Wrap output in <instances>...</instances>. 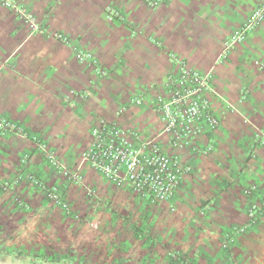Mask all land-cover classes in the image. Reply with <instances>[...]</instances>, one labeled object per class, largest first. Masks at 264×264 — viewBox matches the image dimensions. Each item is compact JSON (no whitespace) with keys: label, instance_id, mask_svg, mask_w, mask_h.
I'll return each mask as SVG.
<instances>
[{"label":"crops","instance_id":"obj_1","mask_svg":"<svg viewBox=\"0 0 264 264\" xmlns=\"http://www.w3.org/2000/svg\"><path fill=\"white\" fill-rule=\"evenodd\" d=\"M15 1L40 31L31 33L0 4V182L19 180L16 193L32 207L42 196L30 175L63 194L69 212L52 202L35 208L45 230L57 233L63 261L170 264L173 253L179 258L171 264H264V212L222 247L223 235L264 199V19L219 59L263 0H168L158 8L139 0ZM79 52L98 67L79 63ZM177 62L211 75L210 104L221 125L197 140L196 152L175 151L185 172L172 199L151 206L88 165L73 184L45 161L37 139L75 171L97 119L151 138L161 128L151 100ZM253 186L258 192L244 195Z\"/></svg>","mask_w":264,"mask_h":264},{"label":"built area","instance_id":"obj_2","mask_svg":"<svg viewBox=\"0 0 264 264\" xmlns=\"http://www.w3.org/2000/svg\"><path fill=\"white\" fill-rule=\"evenodd\" d=\"M139 1L149 8H158L168 0ZM0 4L15 12L31 33L40 31L34 16L19 7L15 0H0ZM263 19L264 0L253 10L248 21L224 42L219 59H224L229 51L243 43L247 32L259 26ZM54 37L61 43H68L62 35L54 34ZM75 57L79 63L87 62L90 66L98 67L97 60L89 54L79 52ZM170 59L174 60L173 55H170ZM98 75L105 76L106 73L99 70ZM163 90V94L151 100V109L161 128L149 139H143L133 130L121 129L113 121L97 119L90 129L88 145L79 156L78 168L73 172H67L53 152L39 139L36 140L37 149L51 168L62 171L73 184L81 182L79 169L88 165L115 186L130 188L147 204L157 206L164 203L173 198L185 172L175 151L188 149L196 152L197 140L215 132L220 127L221 120L210 104L211 96H215L210 74H200L177 62V73L167 78ZM134 101H138L137 96ZM123 111L124 108L118 114ZM2 126L4 125L0 124V128ZM11 129L15 130V127ZM16 132L22 134L19 130ZM26 158L27 156L23 160ZM34 183L44 191L46 200L68 211L67 202L56 189L41 186L37 181ZM6 189L7 186L4 190ZM256 192L257 186L243 191L246 196ZM263 212L264 199L258 204H251L247 209L245 224L225 233L222 247L229 249L231 236L244 233L256 224ZM173 258L178 260L179 257L174 255Z\"/></svg>","mask_w":264,"mask_h":264},{"label":"rangeland","instance_id":"obj_3","mask_svg":"<svg viewBox=\"0 0 264 264\" xmlns=\"http://www.w3.org/2000/svg\"><path fill=\"white\" fill-rule=\"evenodd\" d=\"M28 179L34 186L39 188L42 196L34 207L24 202L17 195L16 190L19 180L12 178L11 181L0 182V264H74L72 261L71 263L63 261L68 260V257L64 255L65 252L64 249L60 248L61 245H58L59 237L57 233L55 232V236H52L49 234V230H45V225L42 222L44 217H35L38 215L35 213L36 205H44L46 202L50 203V201L46 200L44 191L39 185L34 183L37 180L31 175ZM38 183L41 186L56 189L42 182ZM5 186H7L6 190H4ZM56 191L59 192L57 189ZM61 195L63 196V194ZM69 210L68 204V211H64L69 212ZM32 219L35 221L33 228L32 225H26ZM147 222L149 225L153 223L152 219L149 218H147ZM137 232L142 233V231L136 229ZM152 238L153 234H150L147 230L146 242H151ZM168 257L170 264L173 263V253H170Z\"/></svg>","mask_w":264,"mask_h":264}]
</instances>
